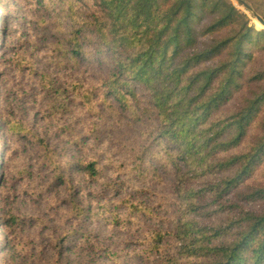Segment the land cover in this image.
Returning <instances> with one entry per match:
<instances>
[{"label": "trees", "instance_id": "16d2710c", "mask_svg": "<svg viewBox=\"0 0 264 264\" xmlns=\"http://www.w3.org/2000/svg\"><path fill=\"white\" fill-rule=\"evenodd\" d=\"M237 1L264 19V0ZM21 4L31 17L14 44L11 14H0V51L11 43L23 53L14 69L20 108L0 113V160L17 142L27 154L19 181L38 198L59 191L79 221L119 224L125 211L154 218L134 196L156 177L150 163L166 165L176 215L168 229L147 232L140 255L264 264V28L232 0ZM7 222L0 216L8 248L44 223ZM79 234L65 231L55 247Z\"/></svg>", "mask_w": 264, "mask_h": 264}, {"label": "rangeland", "instance_id": "374dc122", "mask_svg": "<svg viewBox=\"0 0 264 264\" xmlns=\"http://www.w3.org/2000/svg\"><path fill=\"white\" fill-rule=\"evenodd\" d=\"M21 1L0 0V7H5L0 10V14L8 11L12 17L9 20L13 22L9 42L13 44L24 34L23 24L28 21L25 15L31 17V12L28 14L24 12ZM232 1L249 16L258 29L263 28L258 23L254 15L256 12L253 9L240 5L237 0ZM250 2L254 6L259 5L257 0H250ZM1 37L0 34V44ZM17 51L20 52L17 48H11V43L10 46L6 45L0 51V113L8 108H20L14 95L20 75L14 69L23 53ZM15 115L19 117L21 113L15 112ZM42 122L43 120L40 124ZM50 130L54 138L57 136L56 133L61 134L62 132L61 129L55 127ZM67 139L61 140L62 142L58 145L60 149L68 144ZM121 139L127 143L131 136L125 135ZM125 153L128 154L125 151L121 153L125 160L119 161L122 168L123 164L125 167L130 165L129 158H125ZM26 156L19 142L14 144L10 150L3 151V158L0 160V216L6 223L12 215L40 217L44 223L37 224L33 229L18 235V240L12 241L9 248L4 246V239L0 234V264H157L159 257L168 259L169 255L166 254H153L150 260L140 255V250L148 248L147 232L152 228L166 227L168 229L171 218L176 215L175 205L171 198L173 197L172 177L166 165H159V168H155L153 163H150L152 167L149 169L156 172V177L149 179L143 186L145 193L134 196L135 201L144 204L143 207L147 205L150 208L154 218L144 216L139 212L131 214L128 218L126 214L129 212L125 211L121 214L123 217L119 224H104L98 221V217L93 218L94 222L76 219L71 212V204L64 200L59 191L51 194L50 197L38 198L34 187H27V182H20L18 179V171ZM164 161L163 163H168L166 159ZM115 170L116 168L111 172ZM257 176L260 178L259 175ZM104 181L101 179L99 185H102ZM90 188L92 186L89 185ZM81 222L84 223L80 224ZM75 228H78L81 233L79 238L78 235L72 236L70 243L68 242V245L59 251V248L55 247L57 240L62 238L65 231ZM14 243L16 246H13Z\"/></svg>", "mask_w": 264, "mask_h": 264}, {"label": "water", "instance_id": "95a60500", "mask_svg": "<svg viewBox=\"0 0 264 264\" xmlns=\"http://www.w3.org/2000/svg\"><path fill=\"white\" fill-rule=\"evenodd\" d=\"M254 15H255L258 23L264 28V19L256 13H254Z\"/></svg>", "mask_w": 264, "mask_h": 264}]
</instances>
